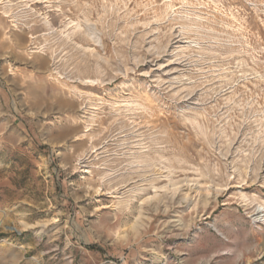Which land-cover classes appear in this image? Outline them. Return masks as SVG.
Listing matches in <instances>:
<instances>
[{"label": "rangeland", "instance_id": "rangeland-1", "mask_svg": "<svg viewBox=\"0 0 264 264\" xmlns=\"http://www.w3.org/2000/svg\"><path fill=\"white\" fill-rule=\"evenodd\" d=\"M258 204L264 0H0V264H264Z\"/></svg>", "mask_w": 264, "mask_h": 264}, {"label": "bare ground", "instance_id": "bare-ground-1", "mask_svg": "<svg viewBox=\"0 0 264 264\" xmlns=\"http://www.w3.org/2000/svg\"><path fill=\"white\" fill-rule=\"evenodd\" d=\"M264 206L263 205H261V204H258L257 205V208H256V211L257 212H262V211H264ZM263 216H264V214H263ZM262 221H264V219H262Z\"/></svg>", "mask_w": 264, "mask_h": 264}]
</instances>
